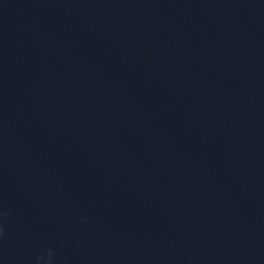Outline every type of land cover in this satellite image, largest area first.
I'll use <instances>...</instances> for the list:
<instances>
[{
  "label": "water",
  "instance_id": "obj_1",
  "mask_svg": "<svg viewBox=\"0 0 264 264\" xmlns=\"http://www.w3.org/2000/svg\"><path fill=\"white\" fill-rule=\"evenodd\" d=\"M264 264V0H0V264Z\"/></svg>",
  "mask_w": 264,
  "mask_h": 264
},
{
  "label": "clouds",
  "instance_id": "obj_2",
  "mask_svg": "<svg viewBox=\"0 0 264 264\" xmlns=\"http://www.w3.org/2000/svg\"><path fill=\"white\" fill-rule=\"evenodd\" d=\"M48 262H49V264H51V250L50 249L48 252Z\"/></svg>",
  "mask_w": 264,
  "mask_h": 264
}]
</instances>
